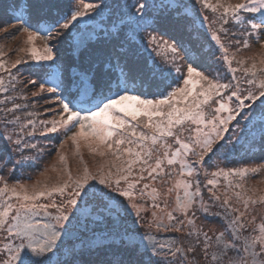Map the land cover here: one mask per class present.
<instances>
[{
    "label": "snow or ice",
    "instance_id": "snow-or-ice-1",
    "mask_svg": "<svg viewBox=\"0 0 264 264\" xmlns=\"http://www.w3.org/2000/svg\"><path fill=\"white\" fill-rule=\"evenodd\" d=\"M198 2L200 8L216 14L218 28L214 29L212 39L222 50L223 61L235 72L231 68L235 57H229L225 42H238L228 41L230 32L225 25L230 20L244 24L243 12L261 13L260 19L264 21V0H260L259 6H250V0ZM31 7L25 0L20 15L14 17L20 31L27 36L25 43L29 46L18 50L25 56L18 54L15 61L8 62L4 59L6 53L0 51V72L8 74L9 84L15 91L13 68L27 60L52 62L42 77L44 82L38 86L35 80L27 83L37 88L31 93L35 102L43 100L44 93H52L58 110L49 106L45 111L52 112L53 118L41 120L36 112L26 111L28 104L17 103L15 96H5L0 101V138L5 140V148L9 155L10 144L17 150L21 146L37 149L26 138L34 137L41 130L45 136L63 130L77 150L84 140L93 152L99 151L100 156L110 155L114 159L107 170L100 167L93 175L85 169L76 178L69 172L68 180L51 187L39 180L31 186L4 183L0 187V264H264V222L259 223V234L252 235L256 229L250 230L244 219L251 206L264 205V195L253 199L244 191L242 182L235 183L242 191L236 192L233 187L234 178L242 181L250 170L221 168L207 180L211 199L220 202L228 220L222 229L205 231L197 224V205L204 212L208 208L201 181L194 178L198 175L197 165H203L206 158L210 160L228 148L222 142L233 122L236 131L242 132L237 118L250 122L256 115L250 110L256 101L264 98V67L258 68L253 57L251 67L242 68L245 76L251 75L243 81L249 86L243 92L239 80L235 85L221 83L218 74L200 70L206 65L201 64L195 49L183 43L178 46L175 40L160 34L166 20L145 19L147 9L159 7L176 19L187 18L195 30L197 19L201 23L209 19L199 16L195 0L192 9L196 15L189 14V5L184 0H166L158 6L132 0L123 5L126 11L121 14L109 13V27L102 31L114 43L102 66L90 63L81 71L65 75L56 64L60 49L52 42L71 37L75 48H86L95 32L89 21L103 16L108 5L103 0L99 3L69 0L67 8L54 11L59 5L48 0L41 8L47 10L51 19L44 25L37 22L34 26ZM33 27L37 30L33 31ZM146 27L153 28V32L145 36L140 30ZM250 27L253 32H264V24ZM3 31L6 29L0 28ZM42 31L46 35L41 36ZM220 33L224 34L223 39ZM138 35L144 51L152 54L150 63L139 46L129 47ZM38 38L43 41L42 49L36 46ZM185 55L191 63L183 65L186 68L183 74L181 62ZM239 63L243 65L245 61ZM259 63L264 65V55ZM172 72L180 74L178 79L182 85L175 79V87L167 82L164 74ZM49 83L55 86L46 87ZM145 85L148 92L144 90ZM8 91L5 76L0 75V93ZM246 101L253 103L246 104ZM246 108L249 114L242 116ZM261 113L264 128V103ZM233 137L240 139L233 132L229 141ZM64 159L61 155L60 160ZM221 176L232 190L223 197L213 190L220 184L217 178ZM157 182L171 183L173 187L161 193L155 186ZM174 190L177 194L169 210L167 199L162 200L161 196L168 197ZM233 196L238 203L242 201L243 211L230 202ZM130 216L132 227L127 226ZM250 218L253 222L257 219L255 214ZM246 231L248 235L244 234ZM168 232L179 236L162 235Z\"/></svg>",
    "mask_w": 264,
    "mask_h": 264
},
{
    "label": "trees",
    "instance_id": "trees-1",
    "mask_svg": "<svg viewBox=\"0 0 264 264\" xmlns=\"http://www.w3.org/2000/svg\"><path fill=\"white\" fill-rule=\"evenodd\" d=\"M191 1L193 2V0ZM230 1L231 3L242 2V0H230ZM27 2L32 5V7L30 8V12L32 15L33 26L37 22L44 25L47 20L51 19V15L47 14V10L41 8V4L48 2V0H27ZM54 2L59 5V8L54 11H61L67 8L69 4V0H54ZM85 2L99 3L101 2V0H85ZM131 2L132 0H103V3L107 4L108 7L105 8L103 16H97L95 17L94 20L89 21L92 29H94L95 32L93 35V39L86 48H80V49L75 48L74 42L71 37H68L63 42H57V41L52 42L55 45V47L60 49L56 64L60 66V70L65 75H67L68 72L81 71L83 70L84 67L89 66L90 63H98L101 64L102 66L101 62L105 61L106 57L111 53L112 46L114 43L112 39L110 38L106 39L105 34L102 31L103 29L109 27V13H113L114 15H119L122 12L126 11V9L123 8V5L125 3L130 4ZM143 2L158 6L162 2H166V0H143ZM184 2L188 4L186 0H184ZM258 2L259 0H250V6H255ZM24 3L25 0H0V28L6 29V31L0 32V43L3 42L6 38L7 40L15 41V43L12 44L13 46L12 49L8 50L6 52V56L4 57V59H6L8 62L15 61L17 59L18 54L22 57L25 56L24 53H19L18 51L19 48H21L20 47L21 38L18 39L13 36V30L20 28V25L16 22L14 17L20 15ZM75 3H79V0H75ZM196 3L197 2L195 0V4ZM196 6L200 9L199 3ZM147 12L148 15L145 17V19L148 21H153V20L158 21L161 19L167 21L165 29L161 30L160 33L164 35L165 39L175 40L177 42L178 38L182 37V29L183 28L185 29V26L182 22L183 16L179 19H176L173 16H171L168 12L166 11L162 12L159 7L149 8L147 9ZM245 14L247 16V19L243 25L242 30L246 34H248L252 31L250 27L251 24L249 23L248 18L256 19L261 15L260 13H249V12H245ZM201 24L204 25L203 23ZM228 25H230V21L229 24L225 25V27ZM216 28H218V25H216ZM36 30L37 29L33 27V31ZM72 32L75 33L76 29L74 28ZM140 32L142 35L146 36L148 33L153 32V28L151 27L142 28ZM43 35H46V33L42 31L41 36ZM120 39L121 40L124 39L123 35L120 37ZM41 42L43 43L42 40ZM136 46H139V50L144 58H149V63H150L151 62L150 56L152 54L149 51H144V44L140 40L139 35L136 36L134 43L129 45V47L131 48H135ZM50 63L52 62L38 63L32 60H27L26 63H22L21 65H18L16 68H13L11 71H12V77H15V81H14L15 91L12 90V85L9 84L10 78L8 77V74L4 72H0V75L5 76V83L7 84V86H10L8 94L14 95L17 98L16 99L17 103L28 104L29 107L26 109V111L36 112L38 114L37 118L41 120H50V117H53V113L46 112L45 109L51 106V108L58 110V105L53 103L55 97L52 93H44L43 94L44 99L35 102V98L31 96V93L35 92L37 88L28 84L27 81L35 80L37 81V86L39 83L44 82L42 77L46 75L48 64ZM182 73L184 74V72ZM164 75L167 77V82L172 84V87H175V83H173L174 79L176 81H181L178 79L180 74L176 72H172L171 75H169L168 73H165ZM54 86L55 85L50 83L46 84V87L48 88ZM245 87L247 89L249 86L245 85ZM245 87L243 88V90L245 89ZM144 90L145 92L149 91L147 85H145ZM19 94L20 96L17 97V95ZM2 96L3 94H0V101L3 100L1 98ZM25 96L27 97V99H24ZM148 98H153V97H148ZM45 101H47V103H45ZM249 103H253V102L249 101ZM262 103H264V98L256 101L253 104V107L251 108L250 111L252 113H256V115L253 117V119L250 122H245L242 119V117L237 118L240 121L241 128L243 129L242 133H244L245 136L250 137L248 140V147L253 152L248 153V156L242 159L240 163L237 164L238 169L247 168L250 171L246 174V176L243 178L242 181L239 178H234L233 187H234V191L236 192L242 191L240 188L235 187V183L242 182L244 185V191L247 192V195L252 196L253 199H256L257 197L264 195V128H262L261 126ZM9 107H11L10 104ZM246 114H249V109L247 108L244 110V113H242V116ZM233 132L236 131L234 125L232 124V126H230V131L225 138V141L228 140V143L232 142V140L229 141L228 137H232ZM36 139L38 140L37 149H29L26 150V152H23L21 155L18 156L19 158L18 163L10 168V171L12 172L10 176L11 175L12 176L9 177V184L12 185L24 184L27 186H31L36 184L38 180L41 181L40 177L45 170H48L50 168V164L54 160L53 156L58 152L60 143L66 140L63 132L48 133L46 136L45 135L37 136ZM68 146L73 147L74 144L72 142H68ZM229 153L231 155H234V152L231 149L227 148L224 152L217 154L216 156L212 157V159L210 160L206 158L204 165H206V168H208L209 170L208 176H211L210 174L218 169L232 168L230 167L231 163L220 159V155L227 156ZM66 157L67 159L65 158L66 160L64 161L57 160V165L62 167L63 173H65L66 171L69 172L72 171L73 178L82 176L85 172V169H88L87 166L89 164L95 165L94 166L96 169L95 173H97V170L100 167H104L107 170V168L111 166V162L114 159L110 155L98 156L95 159H92L88 156L86 157V159H80L79 162H74L70 160L71 159L70 157L68 156ZM232 165L236 166V164H232ZM253 168L258 169V171L252 172L251 169ZM114 170L115 169L113 168V171ZM0 174L5 175L6 171L4 172L0 171ZM65 180H68V177L63 178L59 183H62ZM224 182L225 181H223V183L220 184V186L217 189V191L223 190L221 191V194H219L222 197L225 194V192L230 193L232 191L228 189V186H226ZM92 183H96V181H92ZM155 186L157 187V184H155ZM161 186H165V185H161ZM208 188H209L208 186L207 187L201 186V192L203 194L204 203L207 204L208 202H213L212 211L214 213L216 211H224L220 207L219 201H215L211 199V193L208 191ZM160 190L161 193H163L166 191V188L163 189V191L162 189ZM180 192L182 194V190ZM161 199L163 200L168 198L161 196ZM236 201L237 199L233 196V199L230 202L234 204L233 202ZM148 204H149V210H151L150 199L148 201ZM161 206H163V204ZM253 209L256 210L254 213H259L257 216L258 219L255 222L251 221L252 224L251 227L249 228L256 229L258 231V223L264 222V220H262V216H264V205L256 204L251 206L250 207L251 213L253 212ZM202 215H204V217ZM196 217L197 220L199 221V224L204 228L205 231H207L208 229L206 227L213 218V214L203 212V210L199 208V205H197ZM132 218L133 217L130 216L127 220L128 227H132ZM162 235L166 237L179 236L178 233H173V232L163 233Z\"/></svg>",
    "mask_w": 264,
    "mask_h": 264
},
{
    "label": "rangeland",
    "instance_id": "rangeland-1",
    "mask_svg": "<svg viewBox=\"0 0 264 264\" xmlns=\"http://www.w3.org/2000/svg\"><path fill=\"white\" fill-rule=\"evenodd\" d=\"M186 1L188 2V5H189V14L190 15H196V12H194L192 9L193 2L191 0H186ZM196 2L197 3L195 4V6L199 3L198 0H196ZM211 2L215 3L216 1L211 0ZM225 2H228V0H225ZM259 3H260V0L255 6H259ZM196 8L199 9L197 6H196ZM242 15L244 17H246V19H247L245 12H243ZM260 15H261V13H260ZM199 16H208L209 19L203 23L204 25L201 24L200 19H197L196 25H195V30L191 26L189 20L185 17H182V22L185 26V29L184 28L182 29V37L178 38V40H177L178 46H179V44L183 43L184 45L191 46L193 49H195V54H197L198 57L201 59V64L206 65V67H201L200 70L205 71V74H208L209 70H211L215 74H218L221 83H231V84L235 85L238 80L241 81L242 82L241 83V90L243 92L246 89L245 85H247V84L243 83V81L245 79L251 78V75L249 74L248 76H245V74L242 71V68L243 67H251V64L254 62L252 59L253 57L255 58V62L257 63L258 68L264 67V65H261L259 63L261 55H264V43H262V41H264V32H253V31H251L250 32L251 35H248L242 30L244 24H237L235 21L230 20V25L225 27L230 32V35L228 37V41L238 42V43H228L227 41L225 42V46L229 48V57L230 58L233 56L235 57L232 65H231V68H235L236 71L232 72L231 69L229 68L228 64L223 61V55L224 54H223L222 50L220 49L219 45L216 44V42L212 39V33H213L214 29L216 28V24H215L216 14L211 13V10L205 11V9L200 8L199 9ZM260 17H257L256 19L248 18V21L250 24L262 25V24H264V21H261ZM82 23L83 22H81V24ZM209 24H211L212 26L209 27ZM220 34H221V37L223 39L224 34L223 33H220ZM13 36L18 38V39L21 38L20 47H28L29 46L25 43L27 36H26V34H23L20 31V28L13 30ZM194 36H198L199 39H194ZM13 43H15V41H10V40H7V38H6L3 42L0 43V51H3L4 53H6L8 50H11L13 47L12 46ZM35 43H36V46L38 48H40V49L43 48V43L41 42V40L39 38L36 40ZM181 55H184L183 48H181ZM244 56H245V58H244ZM241 60L245 61V64L241 65L239 63V61H241ZM38 63H46V62H38ZM187 63H191V61H188L187 56L185 55L184 61L181 62L182 72H184V74H186V68L183 67V65H186ZM194 66H196V65H194ZM177 82L182 85V80L177 81ZM6 86H7V84H6ZM175 86H176V83H175ZM8 87L10 88V86H8ZM244 87H245V89L243 90ZM229 91H231V89ZM0 94H3V96L1 97L2 99H4L5 96H14V95H9L8 92L7 93H0ZM227 95H228V92L225 93V97ZM19 96H20V94L17 95V97H19ZM246 104H249V101H247ZM231 106H233V107L235 106V100H233ZM222 115H226V113H223ZM246 115H248V114H246ZM52 118L53 117H50V119H52ZM56 118L58 119V116ZM233 125L235 128V122H233ZM75 130L76 129H73V131H75ZM235 131H236V129H235ZM60 132H63V130L59 131V133ZM236 133H237V136L240 137V139L238 141L235 140V137H233L231 143H228V140L222 142V143L228 144V148L234 152V155H231L230 153L227 156H221L220 155V159H222L223 161H227V162L231 163L230 167H232V168H238L237 164L240 163V161L242 159L247 157L248 153L253 152L248 147V140L250 137L245 136L244 133H242V132L236 131ZM41 135H43L42 130L38 131L34 137L26 138L27 142L29 144H36L37 145L38 140L36 138H37V136H41ZM70 135H71V133H68V136H70ZM65 138H66V140H64L63 142L60 143L58 152L56 154H54V156H53L54 160L51 162L50 168L48 170H45L40 177L41 182H48L49 187H51L52 185L58 184L63 178L68 177L69 171H66L65 173H63L62 167L57 165V160L61 161L60 160L61 155L64 156L66 159H67L66 156L70 157L71 158L70 160L74 161V162H79L80 159H86V157H88V156L92 159H95L96 157L100 156L99 151L93 152L87 146V143L84 140L80 141V148H79V150H77L75 143L72 140L68 139L66 136H65ZM68 142H72L74 144V146L73 147L68 146ZM4 145H5V140L3 138H0V171H3V172L6 171L5 175L0 174V176L3 177V180H0V187H3L4 183L9 184V177L12 176V175L10 176V174L12 173L10 171V168L13 165L18 163V161H19L18 156L19 155H21L23 152H26V150H29V149H24L23 146H21V148L19 150H17L15 148L14 144H10L9 147L11 148V155H9L8 149L5 148ZM93 146H95V145H93ZM85 150H88V151H85ZM66 159H64V160H66ZM232 164H236V166H233ZM53 166H55V167H53ZM94 166L95 165H93V164H91V165L89 164L87 166L88 172H90L93 175L96 174L95 173L96 169ZM99 166H101V165H99ZM178 167L179 166H177V169H178ZM196 167L198 168V175H196V177H194V178L196 180L201 181V186L211 187L210 185L207 184V180L212 179L213 177L208 176V175L205 176V172L209 173V170H208V168H206V165H204V164L203 165H197ZM225 170H227V169H225ZM71 174H72V171H71ZM14 175H17V174H14ZM173 179H175V177ZM217 179H219L220 184H222L223 181H225L224 184H226V186H228V183H227V180L225 177L221 176V177H218ZM37 180H38V178H37ZM156 184H157V187L159 189H162V191H163V189H165L167 187H173V184H171V183L168 185H165V186H161L158 182ZM220 184L213 189L218 194H221V191H223V190L217 191ZM9 185L11 186L12 184H9ZM179 191H181V190H179ZM176 194H177V192H176V190H174L173 193L167 197L169 210H171L172 207L174 206ZM233 203H234L233 205L235 207L240 208L242 211L244 210L242 201L239 203L237 201L233 202ZM212 204H213V202H208L207 204H205V206L208 208L207 213L213 214V218L211 219V221L209 222V224L207 225L206 228L207 229H214V230L215 229H222L225 226V224L228 223V220L225 218L224 211H216L217 213L216 212L214 213L212 211ZM149 211L151 212V210H149ZM252 214H255L257 217L259 213H253V212L251 213L250 208L248 209V213L246 214L244 219H245V223H247L249 225V227H251V224H252L251 218H250ZM174 215H178V214L174 213ZM230 215H231V213H229V216ZM202 216L204 217V215H202ZM197 224L200 225L198 220H197ZM258 226H259V223H258ZM244 234L248 235L249 232L246 231ZM251 234L252 235H258L259 233L256 230L255 232H251Z\"/></svg>",
    "mask_w": 264,
    "mask_h": 264
}]
</instances>
